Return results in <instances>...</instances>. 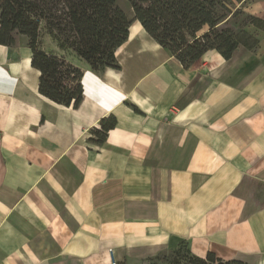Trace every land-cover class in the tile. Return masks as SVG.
Returning <instances> with one entry per match:
<instances>
[{
	"label": "crops",
	"instance_id": "0c3cea01",
	"mask_svg": "<svg viewBox=\"0 0 264 264\" xmlns=\"http://www.w3.org/2000/svg\"><path fill=\"white\" fill-rule=\"evenodd\" d=\"M66 58L83 72L78 108L39 94L31 54L0 59V264H111V249L142 262L181 242L264 264V32L255 52L185 69L133 21L120 69Z\"/></svg>",
	"mask_w": 264,
	"mask_h": 264
},
{
	"label": "trees",
	"instance_id": "16d2710c",
	"mask_svg": "<svg viewBox=\"0 0 264 264\" xmlns=\"http://www.w3.org/2000/svg\"><path fill=\"white\" fill-rule=\"evenodd\" d=\"M118 1L0 0V46L12 47L17 37H25L31 67L40 72L39 94L58 105L78 108L84 99L83 72L67 62L66 55L84 60L96 74L106 68L120 69L116 53L127 42L133 21L185 69L211 50L226 61L240 46L256 51L259 37L247 27L264 32V20L253 15L234 23L249 0H125L133 12L132 21ZM42 38L48 40V49L42 47ZM51 44L65 56L50 52ZM115 126L113 117L102 120L99 128L92 129L91 142L103 144ZM182 247L187 250L180 257ZM171 253L174 258L169 264H246L225 261L213 253L200 258L192 254L186 242ZM160 257L134 264H161Z\"/></svg>",
	"mask_w": 264,
	"mask_h": 264
},
{
	"label": "rangeland",
	"instance_id": "374dc122",
	"mask_svg": "<svg viewBox=\"0 0 264 264\" xmlns=\"http://www.w3.org/2000/svg\"><path fill=\"white\" fill-rule=\"evenodd\" d=\"M254 4L251 5V2L248 1L245 6L243 7V14L236 20L234 21V23L240 24L248 15H251V13L253 12V10L256 9L255 7V2H253ZM118 6L125 12V14L127 15V17L132 21L134 19V15L132 10L130 9L128 3L125 0H119L118 1ZM248 31L250 33H252L255 37H259L260 36V32L255 30L252 26H248L247 27ZM43 31V30H42ZM43 35H45V33H42V37ZM42 43V47L48 49V40L42 38L41 40ZM251 52H255V51H251ZM31 54V51L28 48V40L25 37H17L16 39V43L14 46L12 47H4V46H0V59H6L9 60L10 62H16L20 59H23L25 57H29V55ZM24 60V59H23ZM23 64V62H22ZM10 67H15V66H10ZM179 246V245H178ZM112 250V249H111ZM110 250V251H111ZM176 250V249H174ZM186 247H182L181 251H180V257H183L185 252H186ZM113 251V250H112ZM117 256H118V262H123L126 261L129 264H134L137 263L139 261L135 260L136 256L131 254L132 256H127L125 254V252H116ZM160 263L161 264H169L171 259L174 258L173 253H169L167 255H160Z\"/></svg>",
	"mask_w": 264,
	"mask_h": 264
},
{
	"label": "built area",
	"instance_id": "2783aa9c",
	"mask_svg": "<svg viewBox=\"0 0 264 264\" xmlns=\"http://www.w3.org/2000/svg\"><path fill=\"white\" fill-rule=\"evenodd\" d=\"M110 253L112 254V256H111V264H117V261L113 258V251L111 250Z\"/></svg>",
	"mask_w": 264,
	"mask_h": 264
}]
</instances>
